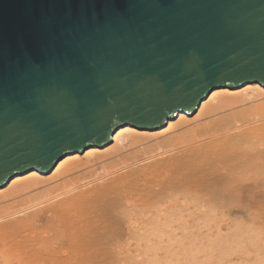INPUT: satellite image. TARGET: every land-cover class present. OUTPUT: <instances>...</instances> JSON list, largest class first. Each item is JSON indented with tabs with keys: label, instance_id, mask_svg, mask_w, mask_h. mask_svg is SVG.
Masks as SVG:
<instances>
[{
	"label": "bare ground",
	"instance_id": "6f19581e",
	"mask_svg": "<svg viewBox=\"0 0 264 264\" xmlns=\"http://www.w3.org/2000/svg\"><path fill=\"white\" fill-rule=\"evenodd\" d=\"M111 139L0 187V264H264L262 85Z\"/></svg>",
	"mask_w": 264,
	"mask_h": 264
},
{
	"label": "water",
	"instance_id": "95a60500",
	"mask_svg": "<svg viewBox=\"0 0 264 264\" xmlns=\"http://www.w3.org/2000/svg\"><path fill=\"white\" fill-rule=\"evenodd\" d=\"M253 82L264 0H0V187Z\"/></svg>",
	"mask_w": 264,
	"mask_h": 264
},
{
	"label": "rangeland",
	"instance_id": "374dc122",
	"mask_svg": "<svg viewBox=\"0 0 264 264\" xmlns=\"http://www.w3.org/2000/svg\"><path fill=\"white\" fill-rule=\"evenodd\" d=\"M236 216H237L236 221H241L242 219H244V220L241 222V223L243 224L244 227L252 226V223H251V221H250V218L245 217V216H247L246 214H245V215H236ZM236 221H235V222H236ZM230 223H231V222H230ZM233 224H234V223H231V224H230V227H234ZM258 230H260V231L263 233L262 230H264V229H260V228H254V229H253L254 232H256V231H258ZM262 233H261V234H262ZM261 237L263 238V237H264V234H262ZM246 246L249 247V245H246Z\"/></svg>",
	"mask_w": 264,
	"mask_h": 264
}]
</instances>
